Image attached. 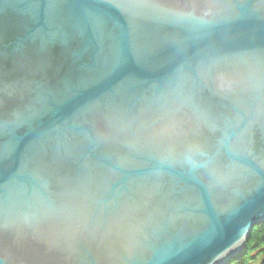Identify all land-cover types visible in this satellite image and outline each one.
<instances>
[{
	"label": "snow or ice",
	"instance_id": "6c2138e0",
	"mask_svg": "<svg viewBox=\"0 0 264 264\" xmlns=\"http://www.w3.org/2000/svg\"><path fill=\"white\" fill-rule=\"evenodd\" d=\"M28 2L46 5L51 24L60 20L57 10L62 6H88L94 11L89 13L84 23L95 27L101 48L95 65L79 63L74 53V65L78 67L59 76L53 84L50 78L54 70L51 51L58 46L68 49L77 37L84 35L83 28L78 25L61 22V31L53 35L62 38L44 40L29 67L28 75L32 79L28 82L34 95L31 99L21 98L23 110L9 113L8 103L12 96L8 91L6 56L0 37V167L16 150L10 137L27 129V135L32 137L29 161L37 155L38 149L44 157L38 163L45 167L69 162L73 165L72 175L66 181L68 187L60 194V202L49 198L50 211L75 215L85 228L101 233L137 209L151 208L147 219L130 234L133 250L125 257V264H138L142 260L139 254L141 250L167 234L181 215L191 219L195 211L202 208L197 205L194 210L189 202L171 214L169 210L175 201L164 193L165 175L185 165L202 167L212 181L207 186L211 197L215 186L226 185L239 174L242 161L248 164L256 159L253 151L240 147V137H236L235 141L229 138L226 142L215 143L203 137L200 129L207 122L208 115L202 101L209 95L219 96L237 109L244 105L258 107L264 122V40L258 48L242 50L227 35L218 40L207 32L196 35L204 27L238 18L239 10L250 4V0ZM257 4L260 9H264V0H258ZM109 9H117L127 17L129 30L114 40L105 51L103 42L109 35ZM142 21L169 29L163 38L156 40L155 47L161 52L174 50L178 56L187 57L191 53L195 60L194 67L188 65L189 71L178 77L181 85L168 95H158L156 90L146 88L144 82L129 77L104 96H94L92 89L98 77H113L121 73L127 64L126 51L129 47L138 62L143 60L145 44L139 27ZM56 71L59 73V69ZM180 71H183V66ZM183 108L189 110V120L196 121L190 130L192 143L189 153L183 160H177L171 153L158 155V148L147 137L142 142L132 139L141 136L156 123L174 119ZM103 149H111V154L101 151ZM121 149L128 151V158L119 155ZM225 154L233 162L230 171L218 180L215 168L211 165L222 163ZM136 157L156 161L157 171L142 175L139 181H127L130 158ZM97 168L107 169L120 179L115 182L104 179L97 183L92 180ZM257 168L259 187L264 189V157L259 159ZM257 168L246 167L244 171L249 176H255ZM101 189L106 194L104 197L96 194ZM5 227L4 220H0V236Z\"/></svg>",
	"mask_w": 264,
	"mask_h": 264
},
{
	"label": "water",
	"instance_id": "95a60500",
	"mask_svg": "<svg viewBox=\"0 0 264 264\" xmlns=\"http://www.w3.org/2000/svg\"><path fill=\"white\" fill-rule=\"evenodd\" d=\"M257 3L258 0H250V4L239 10L238 18L204 27L196 35L207 32L217 40L227 35L242 50L258 48L264 40V13L261 12L264 9ZM91 11L94 10L86 5L62 6L57 10L60 20L51 24L46 5H34L28 0H0V37L6 56L8 91L12 96L9 113L23 110L21 98L31 99L34 95L28 82L32 79L28 75L29 67L44 40L62 38L53 35L61 31V22L78 25L84 35L77 37L68 49L58 46L51 51L53 84L59 76L78 67L74 65L76 57L81 64H96L101 44L95 27L84 23ZM107 14L109 35L103 42L105 51L129 30L127 17L119 10L109 9ZM139 27L145 44L143 60L138 62L129 47L127 64L121 73L98 77L92 89L94 96H104L129 77L144 82L146 88L156 90L158 95H168L181 85L178 77L189 71L188 65L194 67L191 53L187 57L178 56L174 50L161 52L155 47L156 40L163 38L169 29L150 21L140 22ZM202 104L208 114L207 122L200 129L202 136L215 143L240 137V147L253 151L256 159L248 164L242 161L239 174L230 183L215 186L211 197L207 186L212 181L202 167L185 165L165 175L164 193L175 201L169 210L171 214L189 202L194 210L197 205L202 208L191 219L181 215L167 234L140 251L142 260L138 264H231L248 243L253 229L264 224V189L259 187L257 168L259 159L264 157V122L258 107L244 105L237 109L219 96L210 95ZM189 115V110L183 108L174 119L156 123L132 139L142 142L147 137L158 148V155L171 153L177 160H183L192 143L190 130L196 124L195 120H189ZM10 139L16 150L0 167V220L6 225L0 236V264H125V257L133 250L131 231L147 219L151 208L137 209L111 224L105 232H92L75 215L57 214L49 208V198L58 203L62 199L60 194L68 187L66 181L72 175V163L45 167L38 163L44 159L38 149L29 161L32 137L27 135V129ZM101 151L111 154V149ZM119 155L128 158V151L121 149ZM232 162L225 154L222 163L211 165L218 180L230 171ZM246 167L257 168V174L249 176L244 171ZM156 171V161L130 158L126 180L139 181L142 175ZM104 179L115 182L120 177L104 168L95 169L92 180L98 183ZM96 194L106 195L102 189Z\"/></svg>",
	"mask_w": 264,
	"mask_h": 264
},
{
	"label": "trees",
	"instance_id": "16d2710c",
	"mask_svg": "<svg viewBox=\"0 0 264 264\" xmlns=\"http://www.w3.org/2000/svg\"><path fill=\"white\" fill-rule=\"evenodd\" d=\"M259 259H264V224L253 229L248 243L231 264H255Z\"/></svg>",
	"mask_w": 264,
	"mask_h": 264
},
{
	"label": "rangeland",
	"instance_id": "374dc122",
	"mask_svg": "<svg viewBox=\"0 0 264 264\" xmlns=\"http://www.w3.org/2000/svg\"><path fill=\"white\" fill-rule=\"evenodd\" d=\"M257 258H258V257H257ZM259 260H260V259H259ZM262 261H263V259L260 260V261L257 260V263H255V264H262Z\"/></svg>",
	"mask_w": 264,
	"mask_h": 264
}]
</instances>
